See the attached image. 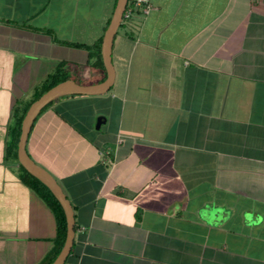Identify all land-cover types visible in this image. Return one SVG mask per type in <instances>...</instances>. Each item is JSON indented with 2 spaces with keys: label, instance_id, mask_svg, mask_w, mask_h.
<instances>
[{
  "label": "crops",
  "instance_id": "0c3cea01",
  "mask_svg": "<svg viewBox=\"0 0 264 264\" xmlns=\"http://www.w3.org/2000/svg\"><path fill=\"white\" fill-rule=\"evenodd\" d=\"M115 3L0 0V264H40L56 236L5 159L13 107L59 66L105 79ZM149 5L115 32L108 91L57 98L28 134L73 210L64 264H264V0Z\"/></svg>",
  "mask_w": 264,
  "mask_h": 264
},
{
  "label": "water",
  "instance_id": "95a60500",
  "mask_svg": "<svg viewBox=\"0 0 264 264\" xmlns=\"http://www.w3.org/2000/svg\"><path fill=\"white\" fill-rule=\"evenodd\" d=\"M128 0H116L110 21L103 33L101 41V58L105 69V79L95 84H79L72 79H66L56 83L48 88L38 98H36L27 108L20 124V134L17 142V163L21 165L29 174L38 179L44 184L56 200L59 202L65 217L66 233L62 247L58 254L50 264H64L68 256L74 236V216L73 210L69 200L66 198L61 187L55 178L43 167L35 163L26 152V142L31 126L41 112V110L53 102L57 98L68 95H99L106 93L113 83L114 71L111 63V47L113 37L117 31L124 8ZM103 121L102 117H98L96 121V128L99 127Z\"/></svg>",
  "mask_w": 264,
  "mask_h": 264
},
{
  "label": "trees",
  "instance_id": "16d2710c",
  "mask_svg": "<svg viewBox=\"0 0 264 264\" xmlns=\"http://www.w3.org/2000/svg\"><path fill=\"white\" fill-rule=\"evenodd\" d=\"M100 45H101V39L97 43V50H98V64L103 71V75L101 76L100 80H103L105 78V69L102 64L99 53ZM61 68L62 67L59 66L52 73L47 75L44 81L35 87L29 100L18 101L13 107L11 124L7 129L8 139L5 148V159L7 161L17 162L16 151H17V142L20 134V124L28 106L48 88H50L51 86L55 85L60 81L69 78L67 74L63 73ZM51 104L52 102L46 105L41 111L46 109ZM17 176L22 183H24L29 188H31L45 202V204L51 209V211L54 214L56 221V236L54 238V248L52 252L49 255H47L45 259L40 263V264H50L58 254L60 248L63 245L65 238L66 222H65L63 210L59 202L50 192V190L44 184H42L38 179L33 177L31 174H29L21 165H18Z\"/></svg>",
  "mask_w": 264,
  "mask_h": 264
},
{
  "label": "built area",
  "instance_id": "2783aa9c",
  "mask_svg": "<svg viewBox=\"0 0 264 264\" xmlns=\"http://www.w3.org/2000/svg\"><path fill=\"white\" fill-rule=\"evenodd\" d=\"M149 10V0H128L124 8L121 20L129 19L136 11H141L142 14H147ZM101 154H108V152L101 151Z\"/></svg>",
  "mask_w": 264,
  "mask_h": 264
}]
</instances>
